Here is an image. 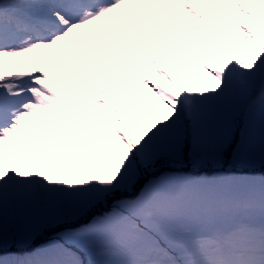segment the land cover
I'll return each mask as SVG.
<instances>
[{"label": "snow or ice", "instance_id": "snow-or-ice-1", "mask_svg": "<svg viewBox=\"0 0 264 264\" xmlns=\"http://www.w3.org/2000/svg\"><path fill=\"white\" fill-rule=\"evenodd\" d=\"M257 165L264 0H0V264H264Z\"/></svg>", "mask_w": 264, "mask_h": 264}, {"label": "rangeland", "instance_id": "rangeland-1", "mask_svg": "<svg viewBox=\"0 0 264 264\" xmlns=\"http://www.w3.org/2000/svg\"><path fill=\"white\" fill-rule=\"evenodd\" d=\"M258 166H259V165L256 166V168L254 169V171L258 172L260 169H263V168H264V167H260V168H258ZM185 170H188V169H185ZM72 226H75V225H72ZM57 230H62V228L57 229ZM51 234H52L51 232H48V233L45 234V236L37 237V239L35 240L34 244L37 243V242H39L40 240L45 239L47 236H50ZM46 242H47V241H46ZM46 242H45V243H46ZM42 244H43V243H42Z\"/></svg>", "mask_w": 264, "mask_h": 264}, {"label": "water", "instance_id": "water-1", "mask_svg": "<svg viewBox=\"0 0 264 264\" xmlns=\"http://www.w3.org/2000/svg\"><path fill=\"white\" fill-rule=\"evenodd\" d=\"M46 241H47V239L45 238V239L40 240L39 242L35 243L33 246L37 245L38 243H42V242H46Z\"/></svg>", "mask_w": 264, "mask_h": 264}, {"label": "trees", "instance_id": "trees-1", "mask_svg": "<svg viewBox=\"0 0 264 264\" xmlns=\"http://www.w3.org/2000/svg\"><path fill=\"white\" fill-rule=\"evenodd\" d=\"M260 167H261V166H258V168H260ZM38 244H39V243H38ZM38 244H37V245H38ZM37 245H36V246H37ZM29 250H31V249H29Z\"/></svg>", "mask_w": 264, "mask_h": 264}]
</instances>
